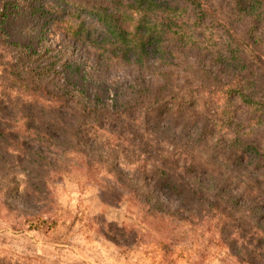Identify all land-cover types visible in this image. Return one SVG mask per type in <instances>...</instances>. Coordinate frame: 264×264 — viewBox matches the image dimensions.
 <instances>
[{
    "label": "trees",
    "instance_id": "16d2710c",
    "mask_svg": "<svg viewBox=\"0 0 264 264\" xmlns=\"http://www.w3.org/2000/svg\"><path fill=\"white\" fill-rule=\"evenodd\" d=\"M36 2L50 36L61 32L91 53L83 71L98 82L91 96L63 76L74 55L8 39L9 18ZM121 64L137 75L110 79ZM0 67L4 90L25 98L14 103L1 87L0 146L21 151L23 125L61 155L101 145L99 131L120 136L143 158L128 186L152 199L150 209L161 210L156 192H164L182 220L211 216L234 254L264 259V0H0ZM150 67L157 72L147 79ZM110 87L111 103L102 99ZM162 141L182 148L173 166L159 155ZM43 152L31 147L27 166H39Z\"/></svg>",
    "mask_w": 264,
    "mask_h": 264
},
{
    "label": "rangeland",
    "instance_id": "374dc122",
    "mask_svg": "<svg viewBox=\"0 0 264 264\" xmlns=\"http://www.w3.org/2000/svg\"><path fill=\"white\" fill-rule=\"evenodd\" d=\"M35 5L32 11L9 18L5 25L8 39L31 48L51 44L53 55H74L78 64L61 68L63 76L84 96H91L98 82L83 76L91 53L61 32L50 36L49 13L38 2ZM132 68L114 66L109 78L126 81L137 75ZM146 69L145 78L155 76L157 68ZM138 76L142 74L138 72ZM4 81L0 72L3 90ZM114 90L102 99L113 102ZM4 93L14 103L25 99L10 90ZM205 106L215 113L212 105ZM9 108H13L10 103L4 111H11ZM31 133L23 125V144L17 147L21 151L0 146V257L22 264H264L262 258L245 260L234 254L220 234L222 225L215 226L211 216L204 221L194 218L193 223L182 220L185 214L177 213L179 202L173 196L157 191L164 206L150 209L152 199L139 196L128 186L133 177H139L132 163L140 159L141 165L143 158L124 138L99 131L101 145L85 148L80 144L75 149L79 153L71 148L72 152L61 155L65 150H46L45 144H39L40 136ZM31 147L42 149L46 156L35 158L38 167H29L24 161ZM159 147V155L173 166L180 144L162 141Z\"/></svg>",
    "mask_w": 264,
    "mask_h": 264
}]
</instances>
